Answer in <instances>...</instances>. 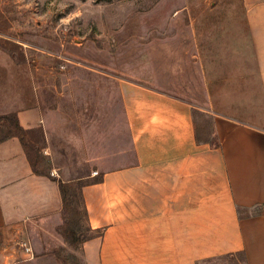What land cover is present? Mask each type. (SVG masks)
Wrapping results in <instances>:
<instances>
[{"label":"crops","instance_id":"crops-1","mask_svg":"<svg viewBox=\"0 0 264 264\" xmlns=\"http://www.w3.org/2000/svg\"><path fill=\"white\" fill-rule=\"evenodd\" d=\"M238 2V22L173 24L181 30L157 86L77 71L96 75L95 108L103 83L114 86L123 148L111 129L103 143L89 141L86 110L76 112L86 84L58 85L51 71L32 82L13 114L23 130H41L50 176L32 171L17 138L0 143V264H41L64 246L58 182L82 179L99 180L82 194L90 228L102 232L83 244L84 264H198L236 253L264 264V0ZM194 111L211 118L217 149L197 142L204 125ZM121 149L131 160L115 164Z\"/></svg>","mask_w":264,"mask_h":264},{"label":"rangeland","instance_id":"rangeland-1","mask_svg":"<svg viewBox=\"0 0 264 264\" xmlns=\"http://www.w3.org/2000/svg\"><path fill=\"white\" fill-rule=\"evenodd\" d=\"M238 6V0H0V113L13 114L16 103L28 98L32 82L46 79V71H51L58 85L71 80L87 85L86 107L76 112L86 110L83 128L92 145L108 139L111 129L110 136L123 148L127 133L114 86L103 83V108H95L96 75L79 76L77 71L97 70L157 86L164 78L159 72L169 64L167 54L175 52V36L181 30L175 22H238ZM162 52L167 53L161 60ZM74 92L76 97L67 101L72 106L79 100V90ZM118 152L115 164L131 160L126 162L122 149ZM63 244L39 255L41 264H63L65 254L57 256L58 251L72 252ZM75 255L78 264H84L82 254Z\"/></svg>","mask_w":264,"mask_h":264},{"label":"trees","instance_id":"trees-1","mask_svg":"<svg viewBox=\"0 0 264 264\" xmlns=\"http://www.w3.org/2000/svg\"><path fill=\"white\" fill-rule=\"evenodd\" d=\"M193 117L194 119L201 117L204 125L202 130L203 133H196L197 142L208 144L210 147L217 149L219 144L217 138L212 136L211 118L205 117L196 111L193 112ZM0 123V133L2 134L0 143L10 138H17L24 149L32 171L37 175L50 176L46 166V158L42 154L44 138L41 130H23L19 126L15 114L1 116ZM98 182L99 180L96 179H82L68 183L58 182L62 200V224L58 228V233L62 237L67 248L72 250V252H66L64 249L58 251L57 256L63 253L65 254L61 259L63 264H67L69 261H71V263L68 264H78L80 260L75 253L78 252L83 256V244L102 235L100 230H93L89 226L88 214L82 194L85 187L94 185ZM82 260L84 262V259ZM198 264H246V259L243 253H236L200 261Z\"/></svg>","mask_w":264,"mask_h":264},{"label":"built area","instance_id":"built-area-1","mask_svg":"<svg viewBox=\"0 0 264 264\" xmlns=\"http://www.w3.org/2000/svg\"><path fill=\"white\" fill-rule=\"evenodd\" d=\"M52 175H54V173H52ZM94 175H96V172L94 173ZM23 247L28 255L33 256L32 249L29 245H23Z\"/></svg>","mask_w":264,"mask_h":264}]
</instances>
